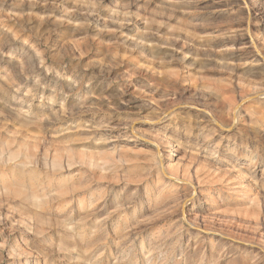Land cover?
Returning <instances> with one entry per match:
<instances>
[{"label": "rangeland", "instance_id": "obj_1", "mask_svg": "<svg viewBox=\"0 0 264 264\" xmlns=\"http://www.w3.org/2000/svg\"><path fill=\"white\" fill-rule=\"evenodd\" d=\"M0 264H264V0H0Z\"/></svg>", "mask_w": 264, "mask_h": 264}, {"label": "bare ground", "instance_id": "obj_2", "mask_svg": "<svg viewBox=\"0 0 264 264\" xmlns=\"http://www.w3.org/2000/svg\"><path fill=\"white\" fill-rule=\"evenodd\" d=\"M257 54H258V53H257ZM238 187H239V186H238ZM238 187H236V188H238ZM239 188H240V187H239ZM236 190H237V189H236ZM238 193L240 194V193H242V192L240 191V192H238Z\"/></svg>", "mask_w": 264, "mask_h": 264}]
</instances>
